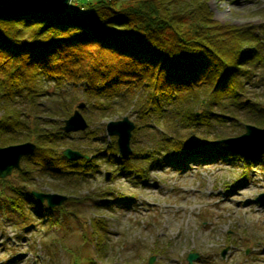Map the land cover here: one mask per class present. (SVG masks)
<instances>
[{"label":"trees","instance_id":"obj_1","mask_svg":"<svg viewBox=\"0 0 264 264\" xmlns=\"http://www.w3.org/2000/svg\"><path fill=\"white\" fill-rule=\"evenodd\" d=\"M209 1L72 0L62 12L27 10L0 16V145L24 139L36 142L35 151L23 158L26 169L16 171L23 186L34 184L35 190L43 191L31 181L36 173L32 167H38L39 175L58 179L52 185L55 191H73L74 186L67 181L64 184L62 178L89 179L99 171L102 156L116 166L117 175L135 176L144 171L138 158H146L147 153L140 147L134 146L131 155L123 158L114 139L104 152H89L63 141L70 134L59 126L47 132L43 116L36 114L40 108L23 118L12 101L25 97L34 102L50 84H82L88 98L93 99L91 106L104 113L114 111L107 113V118L121 113L120 102H132L143 120L153 119L155 127L165 129L159 130L161 136L154 140L156 149L152 152L174 153L176 164L214 158L209 150L216 146L223 155L241 159L215 142L227 136L215 135L214 130L236 117L246 103L243 95L256 76L252 67L264 63V38L253 26L216 19ZM256 100L251 99L248 110L264 112ZM72 107L49 105L44 107V118H66ZM260 120L264 122V117ZM41 124L40 132L33 131ZM87 134L93 135L91 131ZM195 134L205 143L188 149L186 141ZM204 134L215 136L206 142ZM67 146L89 154V158L67 159L63 154ZM241 160H264V155ZM160 161L154 159L151 164ZM9 188L15 194L6 202L19 208L35 203L39 216L47 213L60 223L54 209L44 212L30 192ZM0 199L4 200L2 195ZM86 224L84 233L98 251L105 252L107 223L95 216Z\"/></svg>","mask_w":264,"mask_h":264},{"label":"rangeland","instance_id":"obj_2","mask_svg":"<svg viewBox=\"0 0 264 264\" xmlns=\"http://www.w3.org/2000/svg\"><path fill=\"white\" fill-rule=\"evenodd\" d=\"M209 2L216 19L253 26L264 38V0ZM252 72L256 76L243 95L247 104L239 107L240 113L236 117L217 125L215 135L239 136L246 131L248 123L264 127L260 120L264 112L248 110V104L254 98L257 105L264 107V63L252 67ZM84 91L82 84L67 83L62 87L50 84L36 98L35 106L25 97L16 98L12 103L23 118L26 113L34 114L40 108L42 111L36 114L43 116L45 129L49 132L60 127L65 117L44 118V107L72 105L73 112L77 103L85 101L87 106L82 112L89 128L64 136L63 141L89 152H104L117 138L107 134L108 121L128 115L139 125L132 132L131 147H140L147 153L146 158H138L144 171L136 177L132 173L117 175L116 166L108 162L107 156H102L96 174L87 180L82 178L83 182L79 176H65L63 183L67 181L70 187L74 186L73 191H55L52 185L58 179L43 177L39 175L38 167H32L36 173L31 181L38 183L43 191L68 195L59 207L61 212L53 211L60 223H53L47 213L39 216L35 203L19 208L6 202L7 197L15 194L9 186L30 192L34 184L23 186L17 172L0 179V196L5 200L0 199V264H90L89 258L94 264H146L152 255L156 256L154 264H188L187 257L191 252L199 254L194 264H264V207L256 200L264 193L263 160L256 163L239 158L229 160L215 145L209 150L215 154L213 159L176 164L174 153L152 152L156 149L154 140L165 129L155 127L157 122L153 119L143 120L132 102L124 105L120 102L121 113L107 118L105 115L114 111L108 109L104 113L91 106L89 102L93 99ZM2 112L0 109V116ZM42 125L34 126L33 131L40 132ZM88 131L93 135L89 136ZM204 135L206 142L215 136ZM192 138L199 140L197 146L205 143L196 134ZM154 159L161 161L152 165ZM23 167L26 169L24 162ZM107 171L113 173L109 180L106 179ZM120 197L130 198L129 203ZM109 200L112 202H106ZM41 208L46 212L47 204L42 203ZM95 216L108 225L107 250L103 253L84 233L86 223ZM226 247L228 252L223 257L222 251Z\"/></svg>","mask_w":264,"mask_h":264},{"label":"water","instance_id":"obj_3","mask_svg":"<svg viewBox=\"0 0 264 264\" xmlns=\"http://www.w3.org/2000/svg\"><path fill=\"white\" fill-rule=\"evenodd\" d=\"M70 0H0V16L12 15L27 10L46 11L52 10L56 12L64 11ZM85 103H80L78 109L75 110L73 115L65 120V125L62 127L66 132L84 130L88 127L84 115L81 113L80 108H83ZM135 125L128 116H124L122 119L110 120L107 123L106 130L109 136L116 135L119 151L122 156L126 157L131 152L130 140L132 130ZM245 133L236 136L222 139L221 142L225 143L231 150L237 154L244 155L246 157H255L264 153V128L257 127L255 125L248 124ZM190 147L197 145V140L192 139L187 142ZM36 145L33 142H24L19 144H13L8 146H0V177H6L10 175L14 168H20V162L23 156L32 153ZM64 155L70 159H78L81 157H87L86 154L72 149L66 148ZM108 174L107 179H109ZM36 198L43 202L47 201L50 206L61 205L67 198L66 195L60 193H46L33 191ZM257 201L261 206H264V193L260 194ZM228 249L223 250V256H225ZM198 257V253H190L188 255L189 264H193V260ZM156 257L151 256L148 263L153 264Z\"/></svg>","mask_w":264,"mask_h":264}]
</instances>
